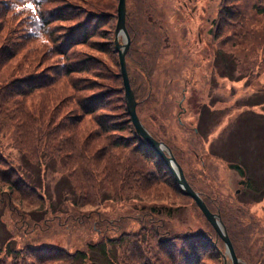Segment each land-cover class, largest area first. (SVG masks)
<instances>
[{
	"label": "rangeland",
	"instance_id": "1",
	"mask_svg": "<svg viewBox=\"0 0 264 264\" xmlns=\"http://www.w3.org/2000/svg\"><path fill=\"white\" fill-rule=\"evenodd\" d=\"M10 1L12 0H0V8H4L5 16L10 12ZM98 1L108 6L105 14H112L114 10L117 12L118 0ZM186 1L127 0V31L130 37H136L138 18L143 11L152 10V18L160 21V27L155 26L156 34L157 31L160 34V43L164 35L169 41L167 46H160L156 36L150 43L139 42V46L143 47L141 49L152 59L149 64L144 65L143 76L149 74L153 82L151 86H146V90L140 87L138 114L146 127L163 140L174 151L175 157L181 160L190 182L199 193L203 196L210 195L215 200L220 197L223 222L235 239V251L241 264H264V194L259 195L264 191V105L255 104L256 101H264V58L260 48L261 44L264 45V17L256 11V5L262 8L264 5L260 0H230L226 5L220 0V33L215 30L213 36L209 37L211 26L206 20L209 14L216 16L218 1L199 0L196 11H193L195 5L183 8ZM226 6H229L231 15L222 11ZM52 7L54 5L51 3L44 6L45 9ZM201 9H206L207 12L204 14ZM91 25L95 29L103 26L114 28L115 33L117 16L116 19L109 18L108 24H102L99 19ZM7 27L8 24L3 30L0 27V52ZM151 30L155 29L148 32ZM200 34L202 41L199 40ZM110 38L115 42V36L110 35ZM119 39L122 43L125 37L121 36ZM238 45L241 46L239 49ZM216 49L219 53L232 51V58L222 59L219 55V60L216 61ZM77 50L85 56H97L105 65H111L112 49L108 57L95 52L91 46ZM1 63L4 64L3 61ZM7 65L13 66L14 61ZM7 65H0V77L7 74ZM128 66L129 74L137 80L135 83L138 84V89L141 75L132 63ZM222 70L233 72L240 79L222 77ZM3 89L0 83V94ZM16 93V90L11 89L8 94H3L1 98L4 103L12 105H4L1 114L17 116L13 111L17 104L25 103L27 96H16ZM198 127L202 136L196 135ZM17 142L18 138L13 130L3 123L0 128V152L3 156L0 165L33 176H45V182L49 185L48 204L44 207L43 197H40L44 190L31 194L29 204H20L11 199L14 203L10 204L9 196L13 191L8 189L7 193H3L0 190V264H42L45 260L53 261L49 264H80L78 261L72 262L67 252L73 254L77 250H86L88 241L97 243L101 238L92 228L75 229L73 225H60V221L63 222L71 212L73 196L69 194L67 183L59 180L61 176L58 173V163L50 161L48 169L41 170L42 167L37 162L24 155L25 152ZM229 163L245 166L250 184L257 186L255 190L258 193L251 190V194L244 191L236 195V191L243 188L239 185L241 179L238 174L228 169ZM11 177L18 176H4L5 179ZM58 182L59 187H55ZM23 190L22 196L25 197L29 189ZM50 199L54 203L52 209ZM165 201L170 204L174 199L162 202ZM173 203L170 205L182 206L172 217L179 232L190 228L197 231L206 227L201 212L191 200L176 193ZM83 211L78 209L74 213L81 214ZM128 211H132L130 207L126 211L117 207L113 214ZM60 216L62 217L59 218ZM136 229L137 226L133 225L132 231ZM132 244L133 238H129L124 244L111 245L110 254L118 264H122L125 250L132 256ZM31 246H45L46 249L33 250ZM153 247L156 256L162 251L168 255L161 246L154 244ZM224 253L228 264H231L225 248ZM173 256L174 264H189L177 253ZM94 257L97 264H104L105 257L100 250H96ZM161 257V264H167ZM216 262L214 258L208 257L201 264H217Z\"/></svg>",
	"mask_w": 264,
	"mask_h": 264
},
{
	"label": "trees",
	"instance_id": "2",
	"mask_svg": "<svg viewBox=\"0 0 264 264\" xmlns=\"http://www.w3.org/2000/svg\"><path fill=\"white\" fill-rule=\"evenodd\" d=\"M229 1L223 0L225 5ZM50 3L54 7L45 9V4ZM260 3L264 5V0ZM27 4L32 8L26 7ZM256 6L257 14L264 17V8ZM3 9L0 8V27L2 30L6 24L8 27L1 46L0 65L12 60L14 65H7V74L0 77L4 87L0 94V111L4 105H12L5 104L1 98L11 89L17 91L16 96L27 97L25 103L16 105L13 111L16 117L0 112V128L6 123L13 130L24 155L37 162L41 170H47L50 161L58 163L59 180L67 183L69 194L73 196L71 212L60 225L92 228L101 238L97 243L88 241L86 250L67 252L72 262L97 264L94 253L100 250L105 257L104 264H118L110 254L111 245H121L133 238V254L129 256L125 250L122 264H161L160 256L167 264H174L176 253L189 264H201L208 257L223 264L220 250L224 249V243L206 220L204 229L190 228L185 232H179L172 222V217L182 207L170 205L174 204L176 193L184 199L190 198L185 196L167 165L141 138L131 121L115 42L110 38V35L115 36L114 28L95 29L91 25L99 19L102 24H108L109 18L116 19L117 12L105 14L108 6L98 0H12L6 16ZM222 11L231 15L229 6ZM151 13L152 10L143 11L138 18L137 38L131 37L129 58L138 71L144 68L136 66L132 54L139 52L136 47L139 42L150 43L153 39L148 32L155 24L149 18ZM90 46L106 57L112 49L111 65L77 50ZM260 48L264 58V45ZM232 55V51L220 52L222 59L232 58ZM220 76L239 78L226 70L220 71ZM130 80L137 100L140 87L146 90L153 82L149 78L140 79L137 89V80L131 73ZM255 104L264 105V101ZM196 133L200 136V132ZM154 137L158 139L155 134ZM178 161L184 167L181 160ZM5 175L18 177L5 179ZM59 183L55 187H59ZM24 188L29 189L25 197L22 196ZM248 188L256 191L257 186L249 183ZM8 189L13 191L9 196L10 204H29L31 194L40 190L45 193L40 194L43 206L48 204L49 185L43 175L33 176L0 165V190L7 193ZM170 198L174 199L170 204L162 202ZM51 201L50 209L54 206ZM117 207L125 211L130 207L132 211L113 214ZM78 209L84 211L75 214ZM133 225L137 226L135 231H132ZM154 244L161 246L168 255L161 250L156 256ZM30 248L46 249L45 246ZM52 262L45 260L42 264Z\"/></svg>",
	"mask_w": 264,
	"mask_h": 264
},
{
	"label": "water",
	"instance_id": "3",
	"mask_svg": "<svg viewBox=\"0 0 264 264\" xmlns=\"http://www.w3.org/2000/svg\"><path fill=\"white\" fill-rule=\"evenodd\" d=\"M126 0H119L118 4V22L116 27V46L117 50L119 52L120 57V65H121V72L124 80V86L126 91V102L129 110V114L131 116V119L140 134L146 142L160 155V157L164 160L166 165L169 167V169L174 174L179 186L181 187L183 193L187 196L192 197L202 213L205 215L207 220L212 224L214 229L216 230L217 234L221 237V239L224 240V242L227 245V248L230 252L231 258L233 260V264H239V260L236 256V253L234 251V248L232 246V243L230 241V238L228 237L226 227L223 224L221 217L219 215L213 214L208 207L206 206L203 199L200 197V195L192 188L190 183L188 182L187 178L185 177L184 171L181 167V165L177 162L175 156L173 155L172 151L167 147L166 144L163 142L157 141L152 134L144 127L142 124L138 113H137V101L135 98L134 91L131 88L130 80L126 68V52L128 50L129 45H121L119 43V36L121 33H124L127 38V30H126ZM124 48V50H123ZM230 169L236 170L239 175L244 178L245 172L244 169L238 165V164H229ZM244 183V182H243Z\"/></svg>",
	"mask_w": 264,
	"mask_h": 264
},
{
	"label": "flooded vegetation",
	"instance_id": "4",
	"mask_svg": "<svg viewBox=\"0 0 264 264\" xmlns=\"http://www.w3.org/2000/svg\"><path fill=\"white\" fill-rule=\"evenodd\" d=\"M198 1L199 0H188V4H186V6H193V5H195L194 7H196V8H194L193 9V11H196L197 10V3H198ZM209 2H214V0H208ZM218 1V6H217V9H216V12L219 14L220 13V0H217ZM202 10V12L205 14L207 11H206V9L205 10H203V9H201ZM210 16L207 18V20H206V23H210V26H211V28H210V30L211 31H209V32H211L212 34H213V32H214V30H213V28L215 27V25H216V28L218 29L219 28V26H220V16L218 15V17H213V15L212 14H209ZM218 33V32H217ZM211 34V35H212ZM199 40L200 41H202V39H201V34H200V36H199Z\"/></svg>",
	"mask_w": 264,
	"mask_h": 264
},
{
	"label": "snow or ice",
	"instance_id": "5",
	"mask_svg": "<svg viewBox=\"0 0 264 264\" xmlns=\"http://www.w3.org/2000/svg\"><path fill=\"white\" fill-rule=\"evenodd\" d=\"M26 7H28V8L31 9L32 8V5L31 4H27Z\"/></svg>",
	"mask_w": 264,
	"mask_h": 264
}]
</instances>
